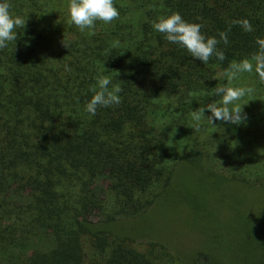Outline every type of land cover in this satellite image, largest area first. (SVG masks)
Returning <instances> with one entry per match:
<instances>
[{
    "label": "trees",
    "instance_id": "obj_1",
    "mask_svg": "<svg viewBox=\"0 0 264 264\" xmlns=\"http://www.w3.org/2000/svg\"><path fill=\"white\" fill-rule=\"evenodd\" d=\"M9 3L26 25L0 49V264H264V82L225 76L259 51L264 0H114L83 32L69 0ZM174 12L253 31L204 64L153 28ZM104 76L121 103L93 116ZM219 86L253 89L239 125L193 119Z\"/></svg>",
    "mask_w": 264,
    "mask_h": 264
},
{
    "label": "clouds",
    "instance_id": "obj_2",
    "mask_svg": "<svg viewBox=\"0 0 264 264\" xmlns=\"http://www.w3.org/2000/svg\"><path fill=\"white\" fill-rule=\"evenodd\" d=\"M11 7L9 0L0 2V49L6 48L9 42L15 41L16 29H24L26 25L24 18L12 15ZM68 11L70 22L82 32L86 29L94 30L97 21L108 24L119 18V10L114 6V0H69ZM236 24H239L246 32L253 31L247 19L232 21L228 31H231V25ZM152 26L157 32L163 33L168 42L185 48L193 58L204 64L208 63L213 55L220 61L226 59L224 52L217 46L221 41L225 45L228 44V31L220 32L219 40L216 37H206L201 32L202 24L186 22L178 12L167 17H160L158 22H153ZM257 44L259 51L253 54L251 59H244L239 63L233 62L225 71L229 81L235 80L239 73H251L255 70L260 81L264 82V39H258ZM65 70L71 71V68L65 66ZM111 83L106 76L98 79L99 90L95 87L91 89L94 95L85 106L87 113L94 116L100 107L107 108L121 103L119 93L123 90L119 85H115L110 90L108 86ZM252 92L253 89L247 87H216L212 94L221 98L222 106H218L215 102L203 105L192 112L193 119L199 121L205 116L204 113L207 110L211 113L207 119L212 124L215 120H219L239 125L246 119V114L243 113V107L236 102ZM229 105L234 107L229 108Z\"/></svg>",
    "mask_w": 264,
    "mask_h": 264
},
{
    "label": "rangeland",
    "instance_id": "obj_3",
    "mask_svg": "<svg viewBox=\"0 0 264 264\" xmlns=\"http://www.w3.org/2000/svg\"><path fill=\"white\" fill-rule=\"evenodd\" d=\"M146 238H148V237H146Z\"/></svg>",
    "mask_w": 264,
    "mask_h": 264
}]
</instances>
